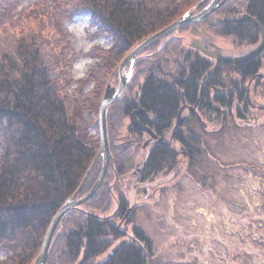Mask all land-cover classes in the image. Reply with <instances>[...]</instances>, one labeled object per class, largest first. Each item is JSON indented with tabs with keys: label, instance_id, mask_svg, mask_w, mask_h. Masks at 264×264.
I'll list each match as a JSON object with an SVG mask.
<instances>
[{
	"label": "trees",
	"instance_id": "1",
	"mask_svg": "<svg viewBox=\"0 0 264 264\" xmlns=\"http://www.w3.org/2000/svg\"><path fill=\"white\" fill-rule=\"evenodd\" d=\"M16 1L0 0V11H3L0 17V253L7 254L6 258L0 257V264H33L40 255L52 219L80 188L101 144L99 134L85 131L80 112L75 113L71 105L68 88L74 79L70 70L77 57L69 46L71 35L58 29L59 20L89 16L95 28L94 37L113 40L110 47L96 46L86 53L96 60L87 78L94 85L89 92V99L94 102L88 103L89 110L98 114L105 87L117 75L119 63L129 52L183 14L202 10L212 0H34L33 5L21 10L16 7ZM246 11L264 21V0H229L213 12L223 16V21L212 23V15L203 23L223 37L240 39L233 20ZM241 27L246 33L241 35L243 40L256 43L255 34L247 32L250 27L247 24ZM162 41L151 45L136 60L133 76L144 81L137 93L130 96L140 99L141 106L154 118L155 127L172 128L183 101H195L203 84L204 88L215 89L227 85L238 87L247 84L258 71L255 60L234 65L199 56L183 39H169L170 43L160 54L151 52L148 56L150 50L163 47ZM238 73L241 76L238 80L231 77ZM241 91L214 92L213 103L221 110L216 111L215 118L222 119L221 114L228 112L231 116L237 114L242 122L248 118L253 107L247 103L248 98L243 99ZM128 95L126 92L110 108L128 116L134 104ZM113 111L108 117L113 154L108 175L92 199L66 215L53 238L48 264L53 259H60L59 264L158 262L159 247L143 227L134 226L130 234L123 228L134 222V211L129 209L119 186L111 190L109 185L116 174L120 180L135 165L131 163L128 168L130 155L126 152L121 155L118 151L113 130L118 120ZM95 125L99 126L98 120ZM178 138L189 154L188 169L193 170L197 164L195 156L207 154L208 149L201 147L199 137H195L196 142L182 135ZM147 157L140 161L144 175L141 182L155 184L166 166L170 165L173 172L178 165V153L168 145L154 148ZM102 165L100 159L79 197L94 186ZM199 185L211 199L217 200L216 204L222 203L214 195L215 191L206 190L201 182ZM113 193L118 198V210L110 216L108 213L114 211L109 210ZM229 214L225 213L226 218ZM173 229L171 223L162 230L163 236L169 238L167 234ZM203 235L201 240L193 242L183 239L184 246L204 256L207 262L202 264L212 260L209 255L212 240L234 247L217 234ZM212 264L220 261L213 257Z\"/></svg>",
	"mask_w": 264,
	"mask_h": 264
},
{
	"label": "rangeland",
	"instance_id": "2",
	"mask_svg": "<svg viewBox=\"0 0 264 264\" xmlns=\"http://www.w3.org/2000/svg\"><path fill=\"white\" fill-rule=\"evenodd\" d=\"M33 3L34 0H18L15 5L21 10ZM202 10L194 9L192 13L197 15ZM0 12L1 17L3 11ZM211 18L212 23L224 19L220 14H214ZM59 21L58 29L71 35L69 46L74 52V57H77L70 70V76L74 79L71 81L72 86L68 88V95L72 100L71 105H74L75 113L80 112L82 116L80 121L85 131L95 135L99 134L100 137L99 126L95 125L97 120L99 124L100 107L99 113L95 114L89 110L90 105L88 104L94 103L89 99V92L93 90L94 85L87 75L96 60L87 56L86 53L96 46L110 47L113 45V40L111 37H94L95 28L89 16H78L70 20L65 17ZM201 23L203 21L185 25L191 28L187 27L180 31L185 27L182 26L167 39H183L189 46L194 38H200L199 28L206 33L210 41L213 43L215 41V45L229 55L235 56L239 52L238 46H241L240 49L246 48L238 42L239 40L223 37L215 30L213 31L209 25ZM53 32L55 34V30ZM167 39H163L164 45L160 50H150L147 55L150 56L151 52L160 54L164 47L170 43L169 41L165 43ZM122 61L119 63V68ZM213 61L218 60L213 59ZM135 64L136 61L133 64V75ZM130 66L127 67L125 73L129 72ZM172 66L175 67V63H172ZM119 68L117 75H114L108 84L116 87L119 85ZM133 75L126 91L129 97L137 93L139 86L144 81L142 78L140 80L137 77L134 78ZM231 77L238 80L236 74H231ZM256 92H258V96L253 98L254 105L251 106L253 108L244 122L236 117L237 114L231 116L228 112L225 122H221L219 117L215 118L214 122H210L205 129L201 126L196 127L195 133L201 138V147L208 149V153L195 156L197 164L193 170L188 169L189 154L183 151L184 146L176 144V149L180 150L177 159L178 165L175 166L173 172L170 165L166 166L157 176L160 181H156L155 184H149L146 180L141 182L144 175L141 172L140 161H144L149 153L148 149L141 150L140 147L128 146L131 137L127 128L131 121L128 116L119 113V109L117 112L110 108L118 101L109 106L107 120L111 111L115 114V119L118 120L116 128H113L117 145H119L118 151L121 152V155L122 152H126L127 156L130 155L131 161L127 164L128 168L131 167V163L135 164L133 170L127 172L122 179L119 180L116 174L115 180L109 185H111V190L118 185L129 208L134 209V222L123 226V228H126L130 234L134 226L140 225L159 247L160 254L156 257L157 264H202L207 262L199 252L184 246L186 241L183 240L187 239L189 242L201 240L204 237L203 234L207 232L213 235L217 234L234 245L232 248L212 240L209 254L212 256V263L214 257L220 261V264H264V87H260ZM260 93L263 97L259 96ZM208 116L210 118L211 115ZM88 123L89 128L87 127ZM121 124V129L117 132ZM101 161H103L102 157ZM112 161L113 158L109 163L111 164ZM172 175L175 176L173 179H171ZM200 182L205 185L206 190L211 188L215 191L214 195L218 196L222 203L216 204L217 200L211 199L202 191ZM110 195L114 196L115 200L109 209L110 211L114 210L108 213L111 216L118 210V198L115 193ZM226 212L230 213L227 217L229 219L225 216ZM171 223L174 225V229L167 234L168 238L166 235L163 236L162 230L167 229ZM169 245L170 247H168ZM0 257L6 258L7 254L0 253ZM53 260L52 264L62 263V261L59 262L60 259ZM211 262L209 264H212Z\"/></svg>",
	"mask_w": 264,
	"mask_h": 264
},
{
	"label": "flooded vegetation",
	"instance_id": "3",
	"mask_svg": "<svg viewBox=\"0 0 264 264\" xmlns=\"http://www.w3.org/2000/svg\"><path fill=\"white\" fill-rule=\"evenodd\" d=\"M246 13L256 20L264 27V21H260L257 16H253L250 13L246 11ZM244 13V14H246ZM242 14V13H241ZM240 14V15H241ZM240 15L236 16V18H240ZM236 25L235 28H237V36L240 39L238 42L243 45V47L246 48H241V46H238V53L235 54V56H243L246 55L247 53L253 51L255 48L258 47V44L262 41V32L261 30L256 27L253 23L251 22H241V21H235ZM248 25L250 27V30L247 31L250 34H255L256 36V43L251 42L250 40H243L241 35L243 34L246 35L245 31L242 30L241 25ZM198 35H200V38L196 37L190 42V47L194 49L198 53V55L202 57H206L207 59H212L210 58L204 51L202 50H208V51H215V50H221L217 45H215L212 41H210L209 37L204 33L202 29L198 28ZM209 39V41H208ZM169 39L165 43H168ZM194 44H197L198 47L194 46ZM234 50V49H233ZM224 54V50H221ZM236 51V50H235ZM250 60H255L256 65L258 66V71H256L253 76L247 81V84L245 85H238L236 86H231L227 85V87H219L217 89L212 88V87H205V85H202V88L197 92V96L195 98V101L192 103H188L186 100L183 101V104L181 105V109L183 108L181 117H183L182 123L176 127L177 123V118L175 119V123L172 128H167V127H155L153 125L154 118H152V115L147 111L146 108L141 106V101L140 99H137L136 96L130 97L131 102H134V104L131 106V109L128 111V118L131 121V117L133 114H135V119L138 121L139 124L143 125L145 129H138L136 127H132L129 125L128 130L130 133V140L128 142V146L133 147H140L141 150L143 149H148L149 153L153 151L154 148L160 146V145H168L170 149H174L175 153H178V157L180 155V150L176 149V144H179L180 146H184L183 142L179 137V135H182L183 138H188L192 140L193 142L196 140L195 137H199L198 134L192 135L191 131L195 133V129L198 126L203 127L204 129L207 128L208 124L210 122L215 121L216 111H221L219 107H216V105L213 103V98L216 92L218 91H223V93L227 94V91L229 90H238L241 89V93L243 95V99L248 98L249 104L251 106L254 105L253 101H251L252 98H256L258 96V92H256L257 89L260 87H264V50L258 54L257 57L250 59ZM213 61V59H212ZM249 61V60H248ZM247 62L239 63V65L246 64ZM133 75V73H132ZM238 76L239 73H238ZM241 77V76H240ZM260 81V84L258 83ZM240 82V81H239ZM226 91V92H225ZM215 92V93H214ZM259 96H262V93L259 94ZM122 97V96H121ZM120 97V98H121ZM250 99V100H249ZM264 106V105H263ZM262 106V107H263ZM180 109V110H181ZM180 110L177 113V116L180 112ZM208 115H211L210 118ZM176 116V117H177ZM221 122H225L227 115L226 114H221ZM223 124V123H222ZM196 142V141H195ZM129 148V147H128ZM183 149V147H182ZM187 153V149H183ZM142 152V151H141ZM149 153L147 155H149ZM146 155V157H147ZM189 156V155H188ZM113 157V154H112ZM149 159V156L147 157V160ZM103 163V161H101ZM110 166V165H109ZM140 171V170H139ZM134 211L133 208H129Z\"/></svg>",
	"mask_w": 264,
	"mask_h": 264
},
{
	"label": "water",
	"instance_id": "4",
	"mask_svg": "<svg viewBox=\"0 0 264 264\" xmlns=\"http://www.w3.org/2000/svg\"><path fill=\"white\" fill-rule=\"evenodd\" d=\"M228 0H213L209 5H207L201 13L197 15H193V13H186L183 15L178 21L175 23H172L171 26L166 27L160 32L149 36V38L143 40L138 47L134 48L132 51L129 52V55L122 61L119 68V76L120 81L119 85L112 86L110 83L108 84V88L104 94V99L100 106V115H99V131H100V150L99 154L96 157V159L93 161L92 166L90 167L89 171L86 174V177L80 184V188L78 191L70 198L69 201H67L60 209V211L57 213V215L52 219V223L47 230V234L44 239V243L42 246V249L40 251V255L36 258L33 264H48L47 261L50 257V249L53 243V238L57 232L58 227L64 220L67 214H69L73 209L80 207L85 202L92 199V197L98 192V190L102 186V182L106 178V173L109 168V161L112 158V152L110 150V141H109V131H108V120L107 115L109 111V106L117 101L120 100V97L127 91L128 84L130 83V80L132 78L133 73V64L135 61L140 57L141 53L145 50L149 49L151 45L157 43L163 38L171 36V34L177 32L182 26L190 25L192 23H199L203 21L206 17L210 16L215 12L217 9L221 8ZM241 22H251L256 27H258L262 32V41L258 44V47L255 48L253 51L247 53L243 56H233V55H225L221 50H215V51H208V50H202L204 51L209 57L216 59L218 61L224 62V63H231V64H237V63H243L248 62V60L253 59L258 56L263 50H264V27L252 16L246 14L242 15L241 18L237 19ZM194 46L198 47L197 44H194ZM131 65L129 72H126L127 67ZM183 109L178 114V120L176 123V127H178L182 121L183 118L181 117ZM131 128L136 127L138 129H145V127L138 123V121L135 119V114L131 117ZM103 159V168L101 170V175L97 179V181L93 184L94 186L91 188V190L84 196L79 197L81 194V191L85 187L84 185L90 178V174L92 170L95 168L96 163L99 159Z\"/></svg>",
	"mask_w": 264,
	"mask_h": 264
}]
</instances>
